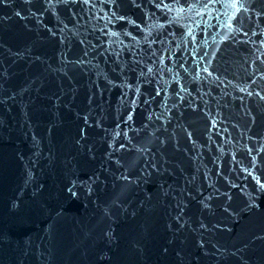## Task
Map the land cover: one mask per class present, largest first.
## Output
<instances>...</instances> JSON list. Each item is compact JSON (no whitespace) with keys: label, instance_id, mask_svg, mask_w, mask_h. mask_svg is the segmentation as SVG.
Instances as JSON below:
<instances>
[{"label":"water","instance_id":"1","mask_svg":"<svg viewBox=\"0 0 264 264\" xmlns=\"http://www.w3.org/2000/svg\"><path fill=\"white\" fill-rule=\"evenodd\" d=\"M0 264H106L0 194Z\"/></svg>","mask_w":264,"mask_h":264},{"label":"snow or ice","instance_id":"2","mask_svg":"<svg viewBox=\"0 0 264 264\" xmlns=\"http://www.w3.org/2000/svg\"><path fill=\"white\" fill-rule=\"evenodd\" d=\"M0 2H5V0H0ZM211 2H212V0H209V3H211ZM193 6H194V5H193ZM165 7H167V5H165ZM204 7L207 8L208 5L205 4ZM204 71H207V68H205Z\"/></svg>","mask_w":264,"mask_h":264}]
</instances>
